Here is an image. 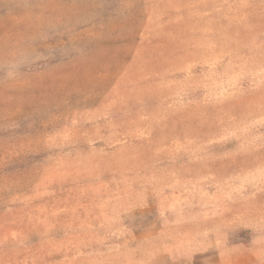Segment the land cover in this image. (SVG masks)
Segmentation results:
<instances>
[{
	"label": "rangeland",
	"instance_id": "1",
	"mask_svg": "<svg viewBox=\"0 0 264 264\" xmlns=\"http://www.w3.org/2000/svg\"><path fill=\"white\" fill-rule=\"evenodd\" d=\"M0 264H264V0H0Z\"/></svg>",
	"mask_w": 264,
	"mask_h": 264
}]
</instances>
